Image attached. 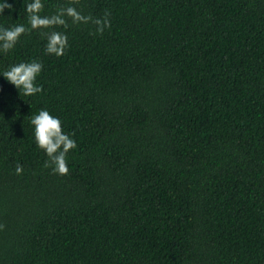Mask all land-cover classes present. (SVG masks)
I'll use <instances>...</instances> for the list:
<instances>
[{"label":"trees","instance_id":"obj_1","mask_svg":"<svg viewBox=\"0 0 264 264\" xmlns=\"http://www.w3.org/2000/svg\"><path fill=\"white\" fill-rule=\"evenodd\" d=\"M10 2L0 23H27ZM68 3L111 27L69 18L64 55L39 30L0 53V68L44 62L34 97L0 75V264H264V0L41 14ZM44 106L77 140L65 175L33 139Z\"/></svg>","mask_w":264,"mask_h":264},{"label":"clouds","instance_id":"obj_2","mask_svg":"<svg viewBox=\"0 0 264 264\" xmlns=\"http://www.w3.org/2000/svg\"><path fill=\"white\" fill-rule=\"evenodd\" d=\"M10 0H0V15L4 9H14ZM24 11L27 15V23H15L6 25L0 23V53H10L16 46L22 35L33 30H39L45 39L44 51L57 57L64 55L70 47L67 31L61 30L69 27V18L74 24L92 22L97 27V33H103L104 29L111 27L110 13L105 12L103 18L85 14L75 3L58 6L50 15H42L45 0H23ZM8 15H11L9 13ZM44 71V62L39 58H30L13 62L4 68H0V75L12 83L19 93L34 97L44 91V85L38 82V77ZM29 123L33 126V139L36 146L44 151L48 159L45 167H50L52 172L65 175L70 171L68 154L77 147L74 134L64 130L63 118L54 113L47 106L40 107L32 113ZM15 171L21 174L23 165L17 163ZM4 225L0 224V228Z\"/></svg>","mask_w":264,"mask_h":264}]
</instances>
